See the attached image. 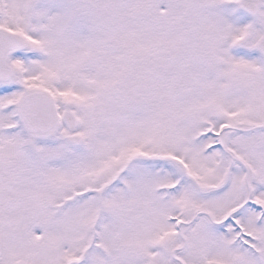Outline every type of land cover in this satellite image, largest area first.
<instances>
[{
	"label": "snow or ice",
	"instance_id": "snow-or-ice-1",
	"mask_svg": "<svg viewBox=\"0 0 264 264\" xmlns=\"http://www.w3.org/2000/svg\"><path fill=\"white\" fill-rule=\"evenodd\" d=\"M0 264H264V0H0Z\"/></svg>",
	"mask_w": 264,
	"mask_h": 264
}]
</instances>
